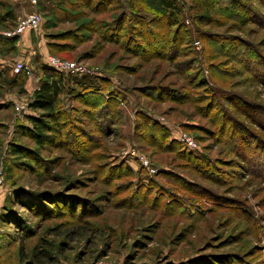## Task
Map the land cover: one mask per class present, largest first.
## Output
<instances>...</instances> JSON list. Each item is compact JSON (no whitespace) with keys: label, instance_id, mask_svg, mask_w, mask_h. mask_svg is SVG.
<instances>
[{"label":"rangeland","instance_id":"rangeland-1","mask_svg":"<svg viewBox=\"0 0 264 264\" xmlns=\"http://www.w3.org/2000/svg\"><path fill=\"white\" fill-rule=\"evenodd\" d=\"M235 1L246 9L175 0L182 26L155 29V40H145L143 21L161 13L154 0H134L133 8L121 0H0V264H264V0ZM30 11L40 15L39 27L7 44L4 32ZM134 11L143 18L129 33L131 22H116ZM47 56L81 62L92 71L82 76L109 78L115 88L121 82L136 97L125 96L103 130L85 116L92 142L75 145L78 135L63 132L60 144L19 161L8 147L36 148L18 125L33 113L27 103ZM15 60L31 68L20 87ZM159 84L162 99L138 91ZM205 107H214L209 116ZM136 113L211 167L192 170L175 151L140 147ZM183 199L193 209H180Z\"/></svg>","mask_w":264,"mask_h":264},{"label":"trees","instance_id":"trees-1","mask_svg":"<svg viewBox=\"0 0 264 264\" xmlns=\"http://www.w3.org/2000/svg\"><path fill=\"white\" fill-rule=\"evenodd\" d=\"M154 1L161 13L157 16L151 17V19L147 20V22L143 21L146 26L144 25L145 33H143L142 37L145 40L154 39V33L157 31L155 29L160 28L162 30L161 33H163V31L179 24L182 26L179 19L180 9L178 8L175 0ZM191 1L194 2V5L197 3L206 5L207 3H213L218 0H202L203 3H200L198 0ZM225 1L228 5L230 4L234 8L236 7L235 9L237 10L246 9L245 6L243 7V4H240L235 0ZM121 2L126 4L128 8H133L135 6L134 0H121ZM219 8L221 9L220 11L224 10L223 6ZM197 12L198 10H195V13ZM239 14L240 12L238 11L234 14L233 18L238 19V17L241 16ZM142 18L138 13H135V11L128 12V15L122 14L116 24H118L121 20L124 21V19H127L132 23V25L129 26L130 33L132 29L135 30L136 24L141 23ZM196 19L201 23L207 24L210 22L208 18L201 16L200 14H196ZM149 24H152L153 28H147V25ZM115 26L116 25H114V28ZM160 36L162 37V34ZM161 37H159V39H161L160 41L164 42L163 37ZM4 38L7 40L5 41L7 44H12L16 40V37ZM132 42L135 48L142 49V47L136 44L134 40ZM239 54H241V52H239ZM246 58L247 57L241 58V60L243 61ZM37 73L39 74L36 76L35 86L27 103L28 109H30L33 113L24 115V119L27 124L18 125L19 133L23 136L31 138L36 148L32 151L26 146L20 144L9 145L8 153L19 161H23L21 159L29 157L30 154L36 155L37 151L44 150L47 143L54 142L55 144H60L62 142L63 132L70 133L73 131L74 135H78V137L75 138V145L79 144L80 146V144L84 142H92L91 137L87 135L86 131L82 127L85 116L88 117L89 122L94 128L103 130L104 128H107V124L113 123L116 117V111L118 112L121 110L120 101H123L127 95L132 97L134 100L136 97L135 94L130 89L123 86L121 82L117 88L113 87L111 80L106 77H75L74 75L58 72L41 62L39 65V72ZM109 74L111 75L113 73L109 72ZM26 77L27 76L23 71L13 74V78L17 80V85L19 87L22 85L23 79ZM164 89L165 87L159 84L144 86L143 88H139L138 91L142 96H146L148 99L155 101L164 98L160 93ZM171 93L172 92L168 95L170 98H173ZM179 96L180 95L177 97ZM69 102L79 105L69 108V110L71 109L70 113L72 114H68L69 112L65 109L69 105ZM205 109L206 116H209V114H211L210 111H212L214 107H209L208 109L205 107ZM135 118L136 121L134 122L133 133L136 135V139L139 140L138 142L141 145L140 147L153 146L160 151L162 150L170 153L175 151L174 153L179 158L183 159L185 167H191L192 170L198 169L204 172L206 168L211 167L208 160L191 152H185L181 149V144L178 141L169 139V132L167 128L159 124L156 120L150 119L141 113H136ZM140 141L144 144H141ZM156 176H160L168 184L178 186L181 190L183 189L186 191V189L190 187V185L183 181L182 178H178L170 173L159 174L156 172ZM149 186L155 187V189L159 188V186L151 180H149ZM162 193L165 194L161 191L160 194ZM182 204V206H179L180 209H183L185 206L189 207V209H193V205L186 202L184 199ZM17 253L21 259L23 255L21 245L18 246Z\"/></svg>","mask_w":264,"mask_h":264},{"label":"built area","instance_id":"built-area-1","mask_svg":"<svg viewBox=\"0 0 264 264\" xmlns=\"http://www.w3.org/2000/svg\"><path fill=\"white\" fill-rule=\"evenodd\" d=\"M29 1L32 4L35 3V0H29ZM40 21H41L40 15L35 11L23 13L20 17L17 18L11 30L4 32L3 35L5 37L19 38L24 32L36 30L39 27ZM42 63L64 74H69L74 76L92 74V71L86 68V66L81 62H76L67 59H60L56 56H47ZM12 71L14 73L23 71L27 77L31 76V68L27 64L21 62L20 60L14 61V63L12 64ZM14 108L16 110L23 109L21 106H17V105H15ZM180 141L183 143V145L186 148L190 149L194 147V143L192 142V140H190L188 137L184 135H182ZM136 160L141 166H144L147 170H149V172L152 171L151 168H148L147 161L142 155L136 154ZM2 179H3V172H2V166L0 164V187L2 186Z\"/></svg>","mask_w":264,"mask_h":264},{"label":"crops","instance_id":"crops-1","mask_svg":"<svg viewBox=\"0 0 264 264\" xmlns=\"http://www.w3.org/2000/svg\"><path fill=\"white\" fill-rule=\"evenodd\" d=\"M34 88V87H33ZM32 91H33V89H32Z\"/></svg>","mask_w":264,"mask_h":264}]
</instances>
